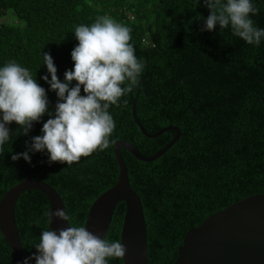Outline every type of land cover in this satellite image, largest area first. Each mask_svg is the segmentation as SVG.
I'll use <instances>...</instances> for the list:
<instances>
[{
	"label": "trees",
	"instance_id": "16d2710c",
	"mask_svg": "<svg viewBox=\"0 0 264 264\" xmlns=\"http://www.w3.org/2000/svg\"><path fill=\"white\" fill-rule=\"evenodd\" d=\"M255 5L260 11L253 19L264 28V0H255ZM209 14L203 0H0V66L15 60L46 89L48 84L40 79L47 73L43 53L52 55L63 80L74 66L75 27L98 16L128 25L137 56L146 58L141 83L121 98V106L110 109L116 128L105 151L81 157L72 166L49 164L46 151L31 154V163L13 161L12 155L25 151V141L40 135L49 117L45 114L34 123L28 135L12 122V139L0 153V200L28 175L54 188L73 223L85 224L92 203L118 181L116 142L127 141L151 157L176 136L168 131L146 138L132 117L134 100L136 119L148 135L168 126L181 134L152 163L120 149L130 186L143 207L147 264H173L190 229L235 203L264 194V42L249 45L219 25L202 31L200 17ZM6 15L13 23L3 22ZM47 94L54 110L56 93ZM46 211L48 199L39 191H26L17 200L15 221L24 258L37 251L33 245L48 226ZM124 213L125 205L118 204L106 238L120 239ZM0 264H14L1 233ZM109 264H122V259L111 258Z\"/></svg>",
	"mask_w": 264,
	"mask_h": 264
},
{
	"label": "clouds",
	"instance_id": "9594fccd",
	"mask_svg": "<svg viewBox=\"0 0 264 264\" xmlns=\"http://www.w3.org/2000/svg\"><path fill=\"white\" fill-rule=\"evenodd\" d=\"M203 3L210 14L200 17L204 21L202 31H214L219 25L220 30L230 29L249 45L260 46L264 42V28L253 19L260 11L255 0ZM73 33L78 40L71 51L74 66L64 72L63 80L57 75L52 55L43 53L47 73L40 79L48 84V89L41 86L28 67L15 60L0 66V153H5V146L12 139V122L28 135L34 123L45 114L49 117L43 122L41 134L25 141V151L14 153L13 161L23 158L31 163V154L46 151L49 164L67 162L72 166L81 157L105 151L114 142L116 122L110 109L121 106V98L141 83L146 58L137 56L131 28L111 16L102 15L91 24H79ZM48 91L57 96L54 110L50 108ZM45 216L48 226L33 245L37 251L26 256L22 264H32L33 260L35 264H109L111 258H124L126 248L120 239H101L84 224L77 226L66 205L46 211ZM53 217L66 221L68 226L52 229Z\"/></svg>",
	"mask_w": 264,
	"mask_h": 264
},
{
	"label": "water",
	"instance_id": "95a60500",
	"mask_svg": "<svg viewBox=\"0 0 264 264\" xmlns=\"http://www.w3.org/2000/svg\"><path fill=\"white\" fill-rule=\"evenodd\" d=\"M132 117L140 132L148 139L158 138L168 131L175 138L151 157H144L131 143L119 141L113 153L119 174L117 183L102 193L90 206L85 226L101 239L108 234L115 209L125 205L120 240L126 248L122 264H147V232L143 207L139 196L130 186L120 149L128 151L136 160L152 163L161 158L181 137L178 128L168 126L158 133L148 135L136 119L135 100ZM36 190L44 194L49 210L64 208V203L54 188L26 175L21 183L8 190L0 200V233L11 249L14 264H22L24 255L15 221V205L22 193ZM66 221L52 218L50 227H67ZM173 264H264V194L248 197L227 209L207 218L199 227L190 229L178 248Z\"/></svg>",
	"mask_w": 264,
	"mask_h": 264
},
{
	"label": "rangeland",
	"instance_id": "374dc122",
	"mask_svg": "<svg viewBox=\"0 0 264 264\" xmlns=\"http://www.w3.org/2000/svg\"><path fill=\"white\" fill-rule=\"evenodd\" d=\"M3 22L13 23V20L8 15H6L3 19Z\"/></svg>",
	"mask_w": 264,
	"mask_h": 264
}]
</instances>
